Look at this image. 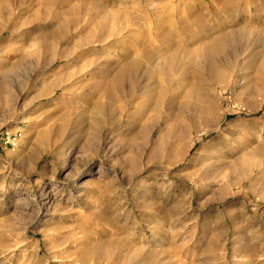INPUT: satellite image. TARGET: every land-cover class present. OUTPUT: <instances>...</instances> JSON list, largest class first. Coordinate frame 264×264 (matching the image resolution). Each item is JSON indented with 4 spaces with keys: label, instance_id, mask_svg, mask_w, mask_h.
I'll return each mask as SVG.
<instances>
[{
    "label": "rangeland",
    "instance_id": "374dc122",
    "mask_svg": "<svg viewBox=\"0 0 264 264\" xmlns=\"http://www.w3.org/2000/svg\"><path fill=\"white\" fill-rule=\"evenodd\" d=\"M0 264H264V0H0Z\"/></svg>",
    "mask_w": 264,
    "mask_h": 264
},
{
    "label": "bare ground",
    "instance_id": "6f19581e",
    "mask_svg": "<svg viewBox=\"0 0 264 264\" xmlns=\"http://www.w3.org/2000/svg\"><path fill=\"white\" fill-rule=\"evenodd\" d=\"M118 10L122 11L121 9H118ZM122 12H124V10ZM146 13H148V16H149V17H147V15L144 16L145 14H143V16L145 17V20H144L145 22L144 23H145L146 31H145L144 34L143 33L141 35L137 34V35L141 36V39H138L137 36H136L135 39L133 38L134 34L136 35V33H141L140 32V27L142 28V25L139 26L138 22L135 21V17L136 16L139 15L140 18H141V15H140L141 11L139 9H138V11H134L132 14L131 13L129 14L128 12H127V14L126 13H121V12L120 13L119 12L118 13L113 12L111 14L110 23H111L115 33L111 34V32H109L112 35V36H110V38H112L113 36L116 35L115 41L117 39V41L121 42V45H123V47H127L126 51L123 53L124 57H128L129 56V52L130 51L128 52V50H129L128 48L139 47V46L141 47V45L145 44V42H146L147 45H148V43L151 44V41L153 40L151 37L153 36L154 33H157L155 31H156V27L158 25L157 24L158 21L154 17L153 12L146 10ZM161 21H162V19H161ZM125 33H127L129 36L124 37L123 34H125ZM153 37H155V36H153ZM235 37H236L235 34H229L228 35V33L227 34L225 33V35H223V36L221 35L220 37L212 39L211 40L212 42L209 43L211 45H209L207 47V49H206L205 56H204V59H203L204 63L210 64L211 61L214 60L215 58H221V57H223V59H224L223 61L227 63V58L235 56L234 50L233 51H229L228 54H227V51L233 45L232 42L234 43ZM110 38L109 37L108 38H106V37L104 38V36H103L102 41L106 42L108 40H112ZM153 44L154 43H152V45ZM152 45H151V47H152ZM239 45H240V43L238 44V46ZM145 50H146V48H145ZM144 52H146V51H144ZM181 52L183 53V51H181ZM178 53H179L178 51H174V52H172L170 54H163L162 56H159L158 58L166 60L167 62H171L170 66L173 67L174 65H176L173 62V60L175 59V57L177 55H179ZM153 58H154L153 55H151L150 53L145 54V59L147 60V62L151 61ZM142 60H144V58ZM139 63H137V62H135V64H131L129 62H128V64L125 63L126 65H124V67H122V69L120 70V72L118 74V81L121 83L118 86V88L119 87L122 88V90H120V91H122L121 94L124 93L126 99L127 98L133 99V97L136 95L137 91H139L140 81H141V78H143L141 76V74H140L141 66H140ZM121 80H122V82H121ZM116 91H119V89L116 90ZM110 95L112 96V94H110ZM64 164H65V161H63L62 166Z\"/></svg>",
    "mask_w": 264,
    "mask_h": 264
}]
</instances>
